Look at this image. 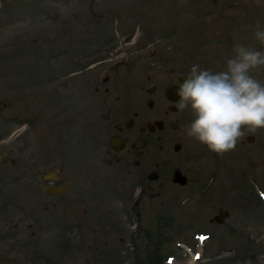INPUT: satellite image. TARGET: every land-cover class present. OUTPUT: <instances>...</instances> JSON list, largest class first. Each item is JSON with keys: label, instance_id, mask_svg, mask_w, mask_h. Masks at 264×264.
<instances>
[{"label": "rangeland", "instance_id": "obj_1", "mask_svg": "<svg viewBox=\"0 0 264 264\" xmlns=\"http://www.w3.org/2000/svg\"><path fill=\"white\" fill-rule=\"evenodd\" d=\"M1 5L0 105L8 101L10 106L0 115V153L16 148L20 160H41L42 150L48 147L60 162H66L64 176L73 180L74 187L64 198L74 197L76 190L88 185L80 196L83 193L102 210L81 207L92 210L91 216L99 215V221L90 222L80 248L77 242L81 238L69 228L73 222L66 220V211L58 205L44 212L40 206L37 212L42 216L52 212L45 219L33 218L35 264H72L69 257H77L76 264H167L164 259L168 256L173 257L172 264H191L186 252L177 248L178 243L189 245L192 254L203 250L202 260L193 264H264V208L256 197V190L264 192V129L245 131L242 139H255L251 146L240 147L239 141L224 154L208 153L215 164L209 166V172L199 158L193 186L181 196L184 204L173 212V232L155 240L153 232H141L137 210H130L125 219L123 209L131 207L135 198H129L131 187L124 179V169L120 171L121 164L114 158L107 161L108 140L101 133L100 113H90L94 109L88 106L96 84H89L84 75L103 77L110 66L122 63V70L135 69L139 77L150 74L163 83L167 76L186 75L193 64L223 70L235 42L264 51V43L254 38L256 25L264 26V0H19L12 4L2 0ZM79 70L83 86L78 90L74 83L80 79L70 74ZM253 75L264 82V68L254 70ZM63 103L65 110L57 118L65 122L61 134V126L56 130L51 114L64 107ZM88 114L96 126L95 152L89 149L90 141L79 136L78 122ZM51 126L54 134L43 141ZM86 152L97 158L95 173L100 170L113 187L84 181L91 180L93 174ZM232 152L236 159L226 162ZM46 163L58 166L53 158ZM222 205L229 218L223 227L211 225L207 219ZM80 229L83 235L86 226ZM22 232L26 233L25 229ZM166 232L170 230L162 233ZM202 233L210 237L203 246L196 239ZM144 235L155 242L152 263L140 257L139 243ZM120 239L127 245H119ZM96 240H113V251L120 247L122 253L112 251L98 263H87L86 256L100 255L102 250H94Z\"/></svg>", "mask_w": 264, "mask_h": 264}, {"label": "flooded vegetation", "instance_id": "obj_2", "mask_svg": "<svg viewBox=\"0 0 264 264\" xmlns=\"http://www.w3.org/2000/svg\"><path fill=\"white\" fill-rule=\"evenodd\" d=\"M123 67L122 63L112 66L105 71L103 77L84 74L89 84H96L92 88L93 97L88 106L94 109L90 113L93 114L95 110L100 113V119L103 122L101 133L106 135L108 140V149L105 153L110 158L107 160L108 163H111L114 158L116 164H121L119 165L120 171L122 168L124 169V179H128L131 187L129 198H135L131 207L123 209L125 219L128 218L130 210H134V212L137 210L135 214L137 215L136 219H139L138 224L141 232L143 234H147V231L153 232L156 240L167 234L171 235L173 232V222L176 220L173 218V212L179 205L184 204L181 196L188 194L187 189L193 186V175L198 173L199 158L203 160L206 172H209V166L214 167L215 164L210 161V157L207 155L210 154V151L204 145L184 134V127L192 117L188 111L181 112L176 107L178 97L173 91L175 88L173 79L178 80L179 77L176 75L167 76L161 83L150 74L139 77L137 70L125 71L121 69ZM82 75L81 70L70 74V76H77L79 79ZM80 82L81 79L74 83L75 89L82 88L83 85ZM145 84L150 85L143 89L142 85ZM172 85L173 90L166 95L168 87ZM3 107H6L5 103ZM5 109L0 110V115L5 112ZM62 110H65V106H60L57 113L51 114L56 124V130H58V126H61V134L65 122L57 118L58 114L63 112ZM93 121V117H90L89 114L85 115L79 120L78 124L81 127L79 125L78 129L82 132L79 133V136H82L83 140H89V149L95 152L97 132L96 126L93 127ZM70 125L73 124L70 123ZM55 127H50L49 134H45L43 141L48 140L54 134ZM112 142L115 143L116 149H120V153L114 152ZM239 145L240 147L245 146L242 144V140ZM42 151L44 152H42L41 160L36 158L29 161L20 160L21 153L16 148L0 153V158L6 157L4 162L0 159V264H35L33 238L37 236L32 230L33 218L39 216L45 219L52 212L42 216L43 213L37 212L40 210V206L44 212L50 208L54 209L58 205L63 212L66 211V220L69 224L73 222L69 228H73L81 238L77 242L80 248L84 246V240L90 231V222L92 220L99 221V215L91 216L93 215L92 210L81 209L84 206L94 208L96 212L102 211L98 203L90 199L86 200L83 193L80 196L81 192L88 188V185H85L87 188L76 190L77 195L74 197L64 198L74 187L72 177L64 176L63 166L66 165V162L65 164L64 161L60 162L61 158L53 156L48 147ZM237 152L238 150H236ZM233 153L227 154L226 162L236 159ZM85 155L87 165L92 168L93 174L89 175L91 180L84 179V181H90L87 183L91 185L96 183L99 186L102 184L112 186L109 180H104L105 177L100 170L95 173L93 166H95L97 158L88 153ZM122 155H124L122 161L116 159ZM29 157H34V152H31ZM48 158H53L58 166L48 167L49 165L46 163ZM222 158L218 160L219 165ZM218 164L216 165L219 168ZM2 172H6L8 175H2ZM175 179L185 181V184L175 182ZM218 182L219 188L220 186L222 188L220 180ZM62 187H66V190L58 195L51 196L44 190L45 188L51 190V188ZM223 190L222 188L221 193ZM221 193L219 192L220 199L225 203ZM49 199L55 201L50 202ZM127 203L128 200L125 204ZM219 210L226 211L222 205L216 208V213L207 220L211 225L223 227L226 220L222 225L213 222ZM73 216H77V218ZM174 216L180 215L174 214ZM69 224L67 223V225ZM82 225L86 226V232L83 235L80 233ZM24 229L26 233L22 232ZM166 229H169L170 232L162 233ZM19 231L21 232L18 233ZM107 232H110V229H107ZM147 235H144V239L139 243L140 257L145 261H152L155 242L147 241ZM94 243V250L95 248H102V250L98 252L100 255L86 256L87 263L93 262V260L97 263L98 259L106 258L116 247L113 240H96ZM118 243L123 246L127 245L124 239H120ZM92 244L88 246V251L92 249ZM117 252L122 253L120 247L113 251V253ZM101 254L104 255L101 256ZM69 258L72 259V264H76L77 257Z\"/></svg>", "mask_w": 264, "mask_h": 264}, {"label": "clouds", "instance_id": "obj_3", "mask_svg": "<svg viewBox=\"0 0 264 264\" xmlns=\"http://www.w3.org/2000/svg\"><path fill=\"white\" fill-rule=\"evenodd\" d=\"M254 38L264 43V26L256 25ZM232 52L223 70L193 64L173 79L177 110L192 117L184 134L216 154L233 150L245 131L264 129V82L253 75L264 68V51L235 42Z\"/></svg>", "mask_w": 264, "mask_h": 264}, {"label": "water", "instance_id": "obj_4", "mask_svg": "<svg viewBox=\"0 0 264 264\" xmlns=\"http://www.w3.org/2000/svg\"><path fill=\"white\" fill-rule=\"evenodd\" d=\"M11 1H15V0H11ZM179 79H180V78H179ZM181 79H183V78H181ZM248 142H251V139H249ZM116 152H118V150H116ZM177 180H179V179H175V182H180V184H182V185L185 184V181H182V180L177 181ZM49 192H50V193H53V191H49ZM54 192H56L55 194L60 193V192H61V189H57V190H55ZM224 217H227V213L220 214V215L217 217V219H215V220H216V222L221 223V222H223V221H221L220 219H222V218H224Z\"/></svg>", "mask_w": 264, "mask_h": 264}, {"label": "bare ground", "instance_id": "obj_5", "mask_svg": "<svg viewBox=\"0 0 264 264\" xmlns=\"http://www.w3.org/2000/svg\"><path fill=\"white\" fill-rule=\"evenodd\" d=\"M172 263H173V262H172ZM191 264H193L192 261H191Z\"/></svg>", "mask_w": 264, "mask_h": 264}, {"label": "snow or ice", "instance_id": "obj_6", "mask_svg": "<svg viewBox=\"0 0 264 264\" xmlns=\"http://www.w3.org/2000/svg\"><path fill=\"white\" fill-rule=\"evenodd\" d=\"M201 239H203V237Z\"/></svg>", "mask_w": 264, "mask_h": 264}]
</instances>
